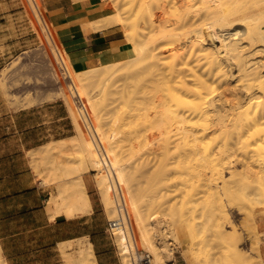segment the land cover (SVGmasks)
Returning a JSON list of instances; mask_svg holds the SVG:
<instances>
[{
    "label": "bare ground",
    "instance_id": "6f19581e",
    "mask_svg": "<svg viewBox=\"0 0 264 264\" xmlns=\"http://www.w3.org/2000/svg\"><path fill=\"white\" fill-rule=\"evenodd\" d=\"M28 1L39 24L43 23V25H45L35 1ZM116 1L117 3L119 2V4L115 6H118L117 8H119L120 11H115L109 16V20H111H108L111 22L109 24H118L122 26L125 40L128 41L132 47L129 50L104 57L101 62L94 59L87 65V68L82 71H75L71 66H64L66 69L65 77L68 76L73 82L74 88H72V85H69L72 97H79V101L84 106L85 113L83 112L82 118L89 134L86 133L87 135H85L80 121H78V116L76 117L75 115L74 117L72 113L73 109H71L70 112L74 117L73 120H76L75 124L78 130L81 131V133L79 132L81 134V141L79 140V142L83 147L82 154H84L80 158V161L76 162L75 166L68 165V168H65L64 166L61 169V164L57 165L55 162L53 163L54 173L51 174H57L58 172L60 174L59 176H62V178L66 177V180L59 185L58 197L53 198L52 200L57 205L59 212H61L63 208H65L68 213H76L77 211L86 212L89 210L91 206L83 182V174L91 168L98 171L99 176L97 177L99 189L103 193L106 203L105 207L110 213L109 219L113 220L117 217V208L112 195L109 177H111L112 174L115 175V177L119 178L128 210L127 217H124L125 225L113 230L114 234L117 233V239L124 240L125 248L128 249L127 252L129 253L126 254L122 252L127 256V258H125L127 260L124 262H126V264H135L137 261V250H140L141 247H146L153 255L151 264H174L170 259L174 255L172 252L173 244H175L174 242L178 240L180 234H182V230H180L181 227L175 218L174 219L177 223H171V216L169 217V222L168 220L166 221L163 218L158 217L159 215H154L156 212L152 213V211L159 206L164 208L165 206H163V204H167V206L172 208L176 206L175 202L178 199L175 200V197L177 198L176 192L178 191L181 193L183 189L186 188H188V191H199V181L201 180V177H206V175H209L210 177L214 175H216V177H221L222 179L220 180L219 188H223L224 190L223 182L228 178L226 175L231 174V176H236V171L241 168L240 165L236 166L238 165L236 162L235 165L233 164V162L236 161H233L235 151H232L231 153L230 148L236 147H228L231 146L232 140L233 143L237 145V148L238 145L240 146V153L241 151L249 152L252 153L253 157L256 156L260 158V160H264V130L259 127V125L264 123V74L261 75L260 70V68L263 69V67L258 64H252L253 61H250V58L245 56V53L247 52L243 53V47L241 49L240 46H238V41L225 42L221 38L218 41V49H220L219 53H223V57L220 58L214 56L213 49L215 46L213 45L214 47H211L207 45L211 42L217 41L219 34H221L219 32L224 30L239 28L241 32L246 35L247 39L250 40L249 43L258 39L259 33L256 28H248L244 24H240L244 21L241 16H238L241 11L233 10L232 12L231 9L234 5L239 4L241 0H233L232 2L224 0L222 1L223 6L225 5L224 3H228V1L230 3L229 5L227 4V8L224 9L221 5L218 6L216 2H214L218 7H222L223 9L221 10L215 7L216 9L214 10V6H216L214 4V11L209 10L206 12L201 21L197 20L196 17V21H193V18L191 17L196 14L189 17L190 12L192 13L190 10L192 9V5H190V9L186 8L187 10H182L184 12L180 15L183 16V19L180 22L178 19V22L172 26H166L168 28H165V26L162 25L164 27L162 29L160 28L163 31H161L162 34L158 38L160 39L159 44L155 47L152 45L151 47L147 44V42L150 41L148 38L149 36L146 35L147 33L145 34L144 32V40L142 37H139L140 39L137 40L135 29H131L132 27L130 26L127 17L124 15L122 16L124 12H121L123 8L120 4L123 0ZM156 1L159 2L160 0ZM217 1L219 3L220 0ZM162 3H159L160 7ZM173 3L177 4L178 2ZM182 3L180 4L181 6ZM189 3H187V5ZM164 4L165 2L163 5ZM165 5L162 7H165L166 9ZM253 6L256 7L255 2L251 6L252 8L248 7V9H253ZM167 7H169V5ZM177 9L179 8L177 7ZM177 9H175V13H177ZM181 9H183V7H181ZM195 9L197 11V8ZM227 13H230L229 16ZM255 15L256 12L249 15L248 20L252 19ZM231 17L236 18L230 21L229 18ZM155 18L153 15L151 20L155 21ZM186 18H190V20L188 21ZM184 20L185 22H183ZM159 22L160 20L158 23ZM156 23L157 22L155 21L154 25H156ZM159 24L161 25L162 23L160 22ZM151 26L157 32L155 27H153V24H151ZM41 28L47 43L51 46L56 63L59 67H62L64 60L56 50L54 40L48 28L46 25L44 28L42 24ZM262 31L264 30L262 29ZM156 32L154 33L156 34ZM149 35H151L150 32ZM223 36H225V34ZM145 37L146 39L148 38L149 41H146ZM152 39H154V37ZM158 39L155 41L158 42ZM241 39L242 38L239 40ZM215 43L217 44V42ZM228 61H233L232 63H235L240 74H238L239 79H237L239 81L238 83L243 88V92L241 91V93L246 94L247 96L245 97H248L252 93L260 94H258L260 99L257 101L259 104L257 107L260 106L259 108H256L255 110L250 109L249 104L252 99L244 105L240 104L241 100H238V104H232L230 108L228 107L229 111L224 110V106H221L222 109L220 106V109H217L218 106H215L217 105L214 95L215 89L211 88L212 86L209 82L208 75L212 74L213 76L226 77L229 71H232L228 68L229 66L227 67V65L230 64V62L228 64ZM118 65L119 67L128 66L129 73L124 77L123 84H116L117 82L114 80L113 75L119 69ZM232 67L233 65H231V68ZM231 73L234 74V72ZM232 74H230V76H232ZM233 77H235V75ZM130 79L136 80L134 82V80L130 81ZM140 81H142V83ZM98 83L103 86V90L106 88L108 89L109 86H115V93L120 95V106L114 107L113 110H111L112 108L109 109L114 113L113 117H111V119L109 118V121L106 120L108 117L105 118V114L103 112L101 113V110L104 107H102L103 104L100 105V103L96 101V96L94 97L91 94L93 86L96 87ZM90 85L92 88L89 87ZM100 89L101 88H99V90ZM106 92L107 90H105L104 93ZM110 92L108 94H110ZM104 93L102 92V94ZM236 94L237 93H235V95ZM238 97H240V95ZM108 125L110 126L109 129L106 128ZM109 130H112V134L109 133ZM94 133L105 146V158L95 146L93 137ZM211 134L218 135L215 136V138L218 137L220 140L218 142V150H215L214 145L211 144L210 139L213 136ZM78 136L73 135L69 137V140L67 138L66 140L70 142L71 146L76 147V145H79V142L77 141V139H79L77 138ZM66 140L62 139L61 141L54 142V146H52L51 150H56L57 152L62 151L66 145ZM228 140L231 142V144L229 143L230 145L228 144ZM173 144L175 146L174 148L172 147ZM172 148L173 150L175 149L177 154L171 150ZM159 150L162 155V157L159 155V163L157 164V162H155L157 165L156 167H154V163H152V167H154L152 172L149 169L151 172V174L149 173L150 178L153 177L155 180L153 179L154 182L148 187L149 192H143L141 189L135 187L138 185L133 184L134 182H132V179L135 178V175L127 170L129 167H127L124 162L126 161L125 158L133 159L134 157L136 162V159L142 155V158L144 159H138L143 167H147L149 165V160L151 162V157L154 154L156 156V154L159 153ZM171 151L174 152V157L171 155ZM51 153L53 154V152ZM138 154L139 156H136ZM155 156H153V158ZM130 159V162L127 161L129 164L128 166L134 163ZM168 159L175 160L170 162ZM63 165L64 164H62V166ZM134 165H136V163ZM141 165H137L139 166L137 167V170H139L138 168H140ZM262 166L261 168L264 170V167ZM131 167H133V164ZM134 168H136V166L133 167V169ZM262 169L261 171H263ZM261 171L259 173H257L258 171L254 173L255 170L246 171L245 169L244 172L242 170L243 173L241 174L249 179V184L257 182L258 184L255 188L264 196V174ZM51 172H53V169ZM138 173L139 172L137 171V174ZM169 173H172L170 174V176L172 175L171 179L170 176L167 175ZM39 175H41V171ZM165 175H167L168 178H166L167 176ZM146 176H149L148 170L145 177ZM46 178L48 179L49 177ZM46 178L43 180L46 181ZM181 184L182 186L185 185L186 188L182 187L181 190L179 187ZM167 187L173 188L171 192L169 191L171 197L174 196L175 201L172 199L173 203L171 202V199L166 200V197L168 196L169 198L170 194L165 192L167 194L166 196L163 189L167 190ZM169 189L171 188H168V190ZM173 193H176V195H172ZM182 194L183 195H180L183 196L182 198L184 200L182 203L184 204V201L186 200V198H184L185 193ZM192 194L194 195V193ZM195 196L193 198L185 196L187 197V200L190 198L188 203L185 202L187 204L191 202V205L189 204L190 207L188 206L189 210L185 208L188 210V213L189 211H192V203L198 200ZM141 197L143 198L142 202L140 201L142 199ZM168 203H170V205H168ZM182 207L184 208L183 205ZM168 213L166 212V214ZM177 224L180 229L177 227ZM82 242L84 243H80L82 246L80 247L78 254L75 256H73V253L72 255L69 254V252L65 253V251H63V256L66 259L67 264H97L93 246L89 239ZM121 246L123 247V245ZM121 246H119L120 249ZM238 252L239 253L235 255L226 254L222 256V258L215 259V263L246 264L254 257H259V255H261L260 250H258L257 253L256 250L250 247H248L247 251H240L238 249ZM0 264H7L2 254V247H0Z\"/></svg>",
    "mask_w": 264,
    "mask_h": 264
},
{
    "label": "rangeland",
    "instance_id": "374dc122",
    "mask_svg": "<svg viewBox=\"0 0 264 264\" xmlns=\"http://www.w3.org/2000/svg\"><path fill=\"white\" fill-rule=\"evenodd\" d=\"M8 1H9L10 6L0 7V16H3V18H0V121L6 120L7 118H11V115L15 114L17 111L21 109H31L32 107L36 108L38 106L48 105V104H60L62 105L67 117L65 120H63V123H62L63 127L59 128L58 132L54 133V137L60 138V137L70 136V135L75 134L76 136L79 135L77 137L79 138L77 139V141L78 142L79 140L81 141V134H80L81 131L78 130L75 124L76 120L75 121L73 120L75 115L76 117L78 116L77 117L79 119L78 121H80V124L82 126V129L84 130L83 132L85 133V135L89 134V132H87L88 129L86 128L84 120L76 106L75 101L79 97H76V98L72 97V94L69 90V85L70 86L72 85V88L74 87H73L72 79L68 78V76L65 77L66 69L64 66H67V65L63 63L62 67H59V65L56 63V59L53 56L54 54L52 52L51 46L47 43L43 35L41 24L42 26H44V28H45V25H43V23L39 24V22L37 21L31 9L29 1L28 0H8ZM108 1H110V5L113 6V9L115 11H120L119 8H117L118 6H115V5H118L119 2L117 3L116 0L115 1L108 0ZM163 1L164 0H160L159 2H157L156 0H123L120 4V6H122L123 8L121 12L122 13L124 12L122 16L124 15L125 17H127L128 22L130 26L132 27L130 28L135 29V32H136L135 36H137L136 37L137 40L140 39L139 37H142V39L144 40L143 35L147 33L146 35L149 36L148 38L150 41L148 40V38L146 39V37L145 39L146 41H149L147 42V44L150 45L151 47L152 45L153 47H155L157 44H159L160 39L158 38L162 34L161 31H163L161 29L164 26L165 28H168L169 26L176 24V22H178V19L180 22L183 19L182 18L183 16L180 15L184 12L182 10H187L186 8L190 9L191 7L190 5H192L191 7L192 9H190L192 13L190 12L189 17H191V15L193 14H196L195 16L193 15L191 17L193 18V21L195 20V17L197 20L201 21L202 18H204L203 17L204 14L208 12L209 10L214 11L216 9L215 7L221 10L223 8L225 9L227 8V4L228 5L230 4L229 1L232 2L233 0H229L228 3H224L225 7L222 5L223 3L222 1L224 0H220L219 3L217 0H184V1L183 0L182 1L172 0V2L171 0H165L164 2L166 5L165 4L164 5L166 6V9L165 7H162L164 6ZM189 1L191 4L189 3ZM173 2H178V3L176 4ZM214 2H216L218 6L221 5L223 8L218 7ZM254 2L256 3V7L253 6V9L249 10L248 7H251L254 4ZM159 3H162L161 7ZM181 3H182V6L180 5ZM187 3L189 4L187 5ZM214 4L216 6H214ZM168 5L169 7H167ZM231 5H230V8H231ZM213 6H214V10H213ZM177 7L182 12H180L179 9H177ZM181 7H183V9H181ZM174 8L177 9L178 14L175 13L176 10ZM195 8H197V11ZM231 10L232 12L233 10L241 11V13H239L240 15L238 16H241L244 21H242L240 24H244L248 28L249 27L256 28L257 32L259 33L258 39H256L254 42L249 43L250 40L247 39L246 35L243 32H241L239 28H234V29H230L231 31L230 30L220 31L219 33H221L222 35L219 34V38L217 39V41L211 42L210 44H207V45L211 47L215 46V48L213 49L214 56H217L218 58H220V57H223V53H219L220 49H218L219 47L218 41L221 38L225 42L227 41L237 42L238 41V46H240L241 49L243 47L242 49L243 53L247 52L245 53V56H248L250 58V61L254 62V63L252 62V64H258L263 67V69L260 68L261 75H262L264 74V38H263L264 31H262V29L264 30V0H254V1L241 0L240 3L237 5H234V7ZM255 12H256V15L252 19L248 20L249 15H252ZM227 14L229 16L230 13H227ZM153 15H154V18L156 17L155 18V21L157 22L156 25H154L155 21L151 20V18H153ZM177 15H178V18H177ZM235 18L236 17H233V18L231 17L229 18V20L232 21ZM157 20L158 21L160 20L162 24L160 25L159 24L160 22L158 23ZM186 20L189 21L190 18H186ZM183 22H185V20ZM151 24H153V27H155L157 32L154 30V28H152ZM120 27L123 33V27L122 26ZM152 30L156 32V34ZM164 30H167V29H164ZM149 32L151 35H149ZM224 34L225 36H223ZM239 36L240 38H242L241 40H239L240 39ZM153 37L154 39H152ZM228 37H231V38H228ZM157 39H158V42L155 41ZM215 42H217V44ZM229 62L230 61H228V64ZM232 62L233 61H231L230 64ZM230 64L227 65V67L229 66L228 68L232 70V71H229L230 74H232L231 72H234L232 76H230L229 73L226 77H219L216 75L213 76L212 74L208 75V78L210 80L209 82L212 86L211 88L215 89L214 95H215L216 104H217L215 106L216 107L218 106L217 109L219 108V106L221 109L224 106V110L229 111L228 107L230 108L232 104H236V103L238 104V100L239 101L241 100L242 103L240 102V104L244 105L245 103L249 102L252 99L253 102L250 101L251 103L249 104L250 109L255 110L256 108H259L260 106L257 107V105H259L257 101L260 99L259 97L260 94L252 93L251 95L248 96L249 99L248 97H245L247 95L241 93L243 88L238 83L240 74L236 68V65L235 63H232L231 64L233 65L232 67L233 69H232ZM118 68L119 69L113 75L114 80H116L117 82L116 84L118 83L123 84L124 77L129 73L128 66L119 67L118 65ZM234 75L235 77H233ZM133 80L130 79V81H133ZM140 82L142 83V81ZM238 85L240 86V88ZM89 87H91V85ZM98 87L101 89L99 90ZM102 87L103 86L100 85L99 83L96 87L93 86L94 90L93 89L91 90V94L94 97L96 96L95 97L96 101L100 103V105L103 104L102 107L103 106L104 107L101 110V113L103 112L105 114L104 117L105 118L108 117V119L106 120L109 121L111 117H113L114 115V113L111 110H113V108L116 106L118 107L120 106L121 99H120V95L115 93V88H114L115 86L113 87L109 86L108 89L106 88L105 89L107 90L106 93H104L105 90H103ZM102 92L105 95L102 94ZM109 92L110 94H108ZM235 93H237L238 96L240 95L241 98L238 97L237 94L235 95ZM241 94L243 95V97ZM71 109H73L72 113L74 117L72 116V113L70 112ZM259 127L264 130V123L259 125ZM106 128L109 129L110 126L108 125L106 126ZM109 133L112 134V130H109ZM216 135L217 134L213 135L210 140H211V144L214 145V149L218 150V142L220 140L218 139V137L215 138ZM54 137L51 136L50 139H54ZM229 143L231 144L230 141L228 142V144ZM232 144L231 146H228V147H232V146L236 147V148H230L231 153L232 151L233 152L235 151L233 161L234 160L236 161H234L233 164L235 165L237 163L238 165L236 166L240 165L241 168L240 170L236 171L235 173L236 176L234 175L231 176V174L230 175L227 174L228 176L226 175V177L228 178H226V181L223 182L224 190L223 188L222 189L219 188V183H220V180L222 179L221 177H216V175L210 177L209 175H206V177H201V180L199 181V184H200L198 188L200 189L199 191L198 190H196L197 192L195 190L194 191L192 190L193 192L191 190L188 191V188H186L185 185L182 186L181 184V186L179 185L180 189L182 187L186 189H183L181 193L179 191L176 192L177 195L176 193L172 194V195L177 196V198L175 197V200L178 199L177 201L179 203L176 201L175 202L176 206L172 208L170 206H167V204H163V206H165L166 208L159 206L156 209H154V211H152V213L156 212L154 213V215H157V216L159 215L158 217H161L166 221L168 220L169 222H170L169 217L171 216L170 217L171 223L178 222L181 227L180 229L179 225L177 224V227L180 230H182V234H180L179 239L174 242L175 244H173V250H172L174 255L171 257V259L169 258L170 261L174 264H216L215 259L222 258V256L226 254L235 255L239 253L238 249L240 251H247L248 247L256 250V252L260 250L258 248L261 247L262 253L260 252L261 255H259V257L258 256L254 257L252 260H250L246 264H264V251H263L264 232L262 231L260 227V221L264 220V196L260 194L259 190H256L255 186L258 184L257 182L256 183L253 182V184L252 183L249 184V179H247L246 176L241 174L245 171V169L246 171L255 170L254 173H256V171H258L257 173H259L262 169L261 166L263 165L262 167H264V164H263L264 162H262L264 160L262 159L260 160V158L256 156L253 157L252 153H249V152L241 151L240 153V149H241L240 146L238 145V148H237V145L233 143V140H232ZM70 146L65 152L60 151L58 158L59 159L61 158L64 161V163L68 164L69 166H72V165L75 166L76 162L80 161V158L84 154V153L82 154L83 147L80 144V142H79V145H76V147L75 146L70 147ZM172 147L173 148L175 147L174 144ZM173 148L171 150H173ZM173 151L175 152V149ZM174 152L171 151L172 156ZM157 154H158V157H157ZM157 154L156 156L155 154L153 155L155 156L154 158L153 156L152 157L150 156L151 162L149 160V165L147 167H143L141 165L142 163L140 162L139 159L142 158V155H140L141 157L139 156V154L136 155V156H139L138 157L139 159L136 157L138 159V160L136 159V162H135L134 157L133 159L129 158L132 162H134V163L131 162L133 164V167L136 166V168L134 169L133 167H131L132 165L131 163H130L131 165L128 166L129 165L128 162L130 161L127 157L125 158L126 161L124 162L127 165V167H129L127 168V170L129 172L131 171V173L135 175V178L132 177L134 179V180L132 179V182H134L133 184L138 185L135 187L141 189L143 192L146 191L148 193L149 192L148 187H150V184L154 182L153 181L154 178L151 177L152 178L151 179L150 174L152 172V169H154V167L157 166L155 162H157L158 164L159 163L158 161L160 160V156L162 157V155L160 154V150H159V153ZM169 157H170V153H169ZM54 158H57L56 155L54 156ZM49 160H51V157L49 156L44 157L42 160H39L38 161L39 168L44 169ZM174 160H169V161L172 162ZM135 163L136 165H134ZM152 163L155 164V165L153 164L154 167H152ZM138 164L141 165L140 168H138L139 170H137V167H139L137 166ZM33 168L38 176V179L41 180L42 185L49 188L50 192H52L56 186L55 183H52V182L51 184L43 183V177H45L47 172H44L43 175L40 176L34 164H33ZM146 169L148 170L149 176L145 177L147 173ZM149 169L151 172L149 171ZM136 170L139 172L138 174ZM261 172L264 174V170ZM86 174L89 176L87 178L90 179L93 185V189L95 193L93 197L97 199L99 203H101V213L99 214V222L101 224V229L105 230L104 232H102L101 245L103 247V245L107 243V247L111 248L113 251L112 252L113 258L115 259L117 264H126V262L124 261L127 260L125 259L127 258V256L124 253L127 254L129 252H127L128 249L125 248L124 240L117 239L118 236L116 235L117 234L116 231H115L116 234H114L108 229V221L110 220L109 219L110 213L105 207L106 203L104 200V196L101 190L99 189L98 177H97L99 176L98 171H95L90 168ZM170 174L172 173H169L167 175L170 176ZM171 176H170V179H171ZM237 177H238V180H237ZM166 178H168V176ZM168 188H171V189L168 190ZM172 189H173L172 187H167V190L163 189L164 194H166L167 192H168L167 194H170ZM182 193H185L184 198H186L185 201L187 203H188V200L191 197L193 198L196 193L195 198L198 200L192 203L193 204L192 211H189V213H188V210H189L188 206L191 202L187 204L184 201V204H183L182 201L184 199L182 198L183 196H181L183 195ZM192 193H194V195ZM185 196H188L190 198H188L187 200V197ZM166 198H167L166 200L171 199L172 203L173 201H175L174 196L171 197V194L169 198L168 196ZM101 199L103 203L101 202ZM142 200L143 198L140 201L142 202ZM180 202L182 203L184 208L182 207ZM177 204H180V205H177ZM168 205H170V203H168ZM185 208H187L188 210H186ZM166 212L167 213L169 212V213L166 214ZM166 215H167V218H166ZM174 218L176 219L177 222L175 221ZM256 222H257V225H256ZM50 236L51 234L49 233L41 235L42 238H48ZM45 241H46V244H48L49 241H51V239L44 240V242ZM77 243H78V240L71 243L72 244L71 248H73L72 249L73 251ZM121 245H123V247ZM119 246H121V249ZM17 249H21L23 252H25L24 256H22V259H23L22 264H65V261H64V258L61 252H56L55 250H53L52 246H33V247L27 246V247H21ZM140 252L149 253L151 255V259L153 258V255L147 250L146 247H141Z\"/></svg>",
    "mask_w": 264,
    "mask_h": 264
},
{
    "label": "crops",
    "instance_id": "0c3cea01",
    "mask_svg": "<svg viewBox=\"0 0 264 264\" xmlns=\"http://www.w3.org/2000/svg\"><path fill=\"white\" fill-rule=\"evenodd\" d=\"M35 4L56 50L64 63L75 71L85 70L94 59L101 62L104 57L132 47L125 40L121 27L109 24V16L115 10L108 0H35ZM2 6H10L9 1L0 0ZM66 117L62 105L48 104L21 109L11 118L0 121V247L7 264H22L25 252L17 248L27 246H52L62 256L63 251L75 256L82 246L80 243L86 239L93 246L97 264H117L107 243L101 245L105 231L99 222L101 203L93 197L95 193L87 172L83 174V182L90 200L89 210L68 213L63 208L59 212L52 200L58 197L59 185L66 180L58 172L51 174L54 162L61 164V169L68 166L61 158H52L54 154L59 157L60 152L51 150L54 142L73 136L54 137ZM51 136L54 139H50ZM68 140L61 152L69 148ZM48 156L51 161L40 169L38 161ZM33 164L38 174L41 171L40 176L47 172L43 179L49 178L43 183H55L52 192L42 185ZM260 227L264 232V220L260 221ZM46 233L51 236L42 238ZM49 239L51 241L46 244L44 240ZM77 240L73 251L71 243ZM260 251L262 253L261 247ZM64 261L67 264L65 258Z\"/></svg>",
    "mask_w": 264,
    "mask_h": 264
},
{
    "label": "built area",
    "instance_id": "2783aa9c",
    "mask_svg": "<svg viewBox=\"0 0 264 264\" xmlns=\"http://www.w3.org/2000/svg\"><path fill=\"white\" fill-rule=\"evenodd\" d=\"M65 67H67V66H65ZM75 102H76L77 109L79 110V112L82 116V114L84 112V106L79 101V98ZM93 137H94V142H95L96 148L103 154V157L105 158L106 157L105 146L95 136V133L93 134ZM109 179H110V187L112 190V195H113L115 205L117 208V217L113 220L108 221V229L111 232H113V230L115 228L125 225L124 219L127 217L128 210H127V205L125 203L123 190H122L119 178L115 177V175L112 174L111 177H109ZM150 263H151V255L149 253H141L140 250H137V261L135 262V264H150Z\"/></svg>",
    "mask_w": 264,
    "mask_h": 264
}]
</instances>
